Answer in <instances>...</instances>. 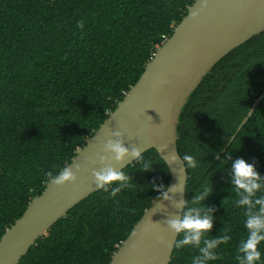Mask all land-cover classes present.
Segmentation results:
<instances>
[{"label": "trees", "instance_id": "1", "mask_svg": "<svg viewBox=\"0 0 264 264\" xmlns=\"http://www.w3.org/2000/svg\"><path fill=\"white\" fill-rule=\"evenodd\" d=\"M194 1L0 0V238L44 190V173L68 165L114 111ZM263 88L264 31L209 70L178 118L177 153L198 163L186 171L185 200L198 207L192 198L202 186L212 188L203 202L214 209L208 235L231 236L212 264H238L246 238L227 157L264 175V97L237 132ZM141 155L151 161L148 171L136 161L121 170L131 177L129 189L112 198L102 190L89 195L18 264H109L160 196L153 184H169L156 152ZM197 254L174 247L169 264H191Z\"/></svg>", "mask_w": 264, "mask_h": 264}, {"label": "water", "instance_id": "2", "mask_svg": "<svg viewBox=\"0 0 264 264\" xmlns=\"http://www.w3.org/2000/svg\"><path fill=\"white\" fill-rule=\"evenodd\" d=\"M200 0L187 8L186 15L174 28L172 35L157 48L145 65L135 85L124 94L113 112L99 128L77 149L74 163L81 165L75 185L53 188L45 185L40 195L27 205L0 238V264H18L37 240L76 204L98 191L93 183V170L103 166L99 156L111 137L119 130L125 146L144 152L153 149L166 165L168 186L179 185L176 194L168 192L172 200H185L187 173L180 161L171 157L177 153L176 128L182 108L193 90L209 70L231 50L264 31V0H208V7L200 12ZM193 7V8H192ZM192 12H199L195 20ZM264 97V88L237 127V132L252 115ZM234 137L231 138V140ZM166 146L164 150L162 147ZM135 160L119 165L108 160L121 171ZM171 200L151 203L130 235L113 254L109 264H169L177 236L166 227L169 218L181 215ZM138 233L133 236V233ZM160 239L165 245L158 243Z\"/></svg>", "mask_w": 264, "mask_h": 264}, {"label": "clouds", "instance_id": "3", "mask_svg": "<svg viewBox=\"0 0 264 264\" xmlns=\"http://www.w3.org/2000/svg\"><path fill=\"white\" fill-rule=\"evenodd\" d=\"M198 0H196V3ZM200 12L208 7V0H200ZM193 8V7H192ZM199 12H192L191 19L195 20ZM77 26L83 28V23L78 22ZM124 134L119 131L111 132V137L106 141L102 149L104 155L99 156L101 165L99 171L93 170V183L97 190H102L108 194L109 198L116 197L122 190L129 189L132 186L131 177L124 171H117L107 161H114L116 164L124 165L126 161L135 160L141 165V170L148 171L151 161L145 162L141 151L136 147H126ZM166 146L162 147L164 150ZM173 163L178 159L185 171L196 169L197 160L190 154H184L182 157L175 154L171 157ZM230 182L233 186L236 199L234 204L237 208L244 210L243 226L246 230V238L241 240L235 257L238 264H264V252L261 251V245L264 244V175H261L253 163L247 162L243 158L237 157L232 160L231 156ZM81 165L74 163V160L68 165L60 168L59 171H48L44 173L45 183L54 189L63 187L66 184L75 185L77 173L81 172ZM163 189V191H161ZM153 190L160 192L157 197V203L161 200H171L177 209H184L178 217L169 218L166 221L167 229L175 236L179 237L174 245L176 249L191 248L196 250L197 255L191 258V264H212L219 259L218 249L222 244H227L231 240L229 235H220L210 237L208 234L213 227V211L204 205V201L212 193V188L202 186V189L192 198L191 204L197 206H188L189 201L182 200L176 202L168 196V192L176 194L179 191V185L164 186L153 184ZM138 233H133L137 236ZM159 244L165 245L166 241L160 239Z\"/></svg>", "mask_w": 264, "mask_h": 264}]
</instances>
